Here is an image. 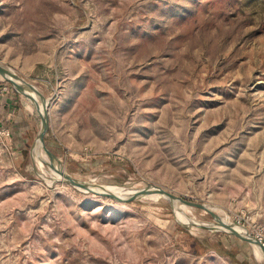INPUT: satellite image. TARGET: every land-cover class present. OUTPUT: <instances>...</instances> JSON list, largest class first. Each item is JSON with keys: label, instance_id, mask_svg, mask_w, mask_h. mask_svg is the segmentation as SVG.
Returning a JSON list of instances; mask_svg holds the SVG:
<instances>
[{"label": "rangeland", "instance_id": "rangeland-1", "mask_svg": "<svg viewBox=\"0 0 264 264\" xmlns=\"http://www.w3.org/2000/svg\"><path fill=\"white\" fill-rule=\"evenodd\" d=\"M0 64L64 174L200 205L63 181L0 77V264H264L214 227H264V0H0Z\"/></svg>", "mask_w": 264, "mask_h": 264}, {"label": "water", "instance_id": "water-1", "mask_svg": "<svg viewBox=\"0 0 264 264\" xmlns=\"http://www.w3.org/2000/svg\"><path fill=\"white\" fill-rule=\"evenodd\" d=\"M0 74L4 77V79L8 80L15 87V89H17V90L21 89V90L25 91L27 93V95L30 96V93H31L30 91H32L31 90L32 85L30 83H28L27 81H25L24 79H22L21 77H19L17 74H15L11 69H8V68H6L0 64ZM31 100L34 103L35 108L44 117L42 124L40 126V129L37 133V138L40 139L42 146L44 148V151L47 154L48 158L53 160V158H55V156L46 148V146L44 144V134L46 133V131L48 129V115H47L46 108H43V107L40 108V105L37 101H35L33 98H31ZM54 165L58 169V171H61V167H60L58 159H57V163H54ZM63 181H65V182H67V183H69L75 187H79L85 191L92 192V193H95L98 195L107 196V197H115V198L121 197V195H119L117 193L111 192L109 190H107V191L103 190L100 187H93L89 183L81 182L79 180L63 178ZM150 190L156 191L161 197L168 199L174 210H175V207L177 206L178 202H180L182 204H190L193 206H200L198 203L192 202V201L187 200V199H183V198L178 197L175 194H173V193H171L165 189H162V188L157 187V186H152V185H148V188H146V189H140V188L136 189V190H134V192H132L130 194H126V195L137 194L139 196H145L146 192H148ZM177 221L179 222V224H181L184 227H188L191 224L190 222H183V221L179 220L178 218H177ZM216 226H218V227H216ZM214 227H216V228H218L224 232H228V233H232V234H242V235L244 234L243 236L246 238L247 241L257 245L260 248V250L264 253L263 245L253 235H251L247 230L244 233H240L235 229H223L222 227L220 228L218 224H215Z\"/></svg>", "mask_w": 264, "mask_h": 264}, {"label": "bare ground", "instance_id": "bare-ground-1", "mask_svg": "<svg viewBox=\"0 0 264 264\" xmlns=\"http://www.w3.org/2000/svg\"><path fill=\"white\" fill-rule=\"evenodd\" d=\"M0 77H2V78H4L1 74H0ZM19 90V89H18ZM31 90L32 91H30L31 93H30V96L29 95H27V93L25 92V91H23L26 95H27V97H25L26 99V101L27 102H31V104L34 106V103L32 102V100H31V98H33L35 101H37L38 103H39V105H40V108L41 107H43V108H46L45 107V105H46V103H45V101H42V100H40V98H39V95H38V93H37V91H35V89L33 88V86H31ZM27 105V104H26ZM27 107L29 108V105H27ZM35 107V106H34ZM37 110V109H36ZM38 111V110H37ZM39 112V111H38ZM40 116H41V124H42V121H43V115H41L40 114ZM34 149H36L39 153H43L44 154V148H43V146H42V143H41V141H40V139L39 138H37L36 137V142H35V144H34ZM50 161L54 164V163H57V159L56 158H53V160H51L50 159ZM55 166V165H54ZM60 172V174H61V176H62V178H67V179H72V178H70L69 176H68V174L66 173V174H64L63 173V170H62V168H61V171H59ZM130 178V177H129ZM78 179V178H77ZM84 179V178H83ZM88 183V182H87ZM90 184V183H89ZM91 185V184H90ZM93 186V185H92ZM93 187H97V186H93ZM112 190H114V191H111V192H114V193H117V194H119V195H125V194H130V193H132V192H134V190H136L135 188H128V187H121V188H118V189H116L115 187L112 189ZM147 193V192H146ZM145 196H148L147 194H145ZM150 197V196H149ZM152 197L153 198H163V197H161L159 194H155V195H152ZM183 204L182 203H180V202H178L177 203V206L175 207V212L177 213V214H180L181 212V206H182ZM218 225H219V227L221 228H223V229H235V230H237L238 232H240V233H244V232H246V229H245V227H243V226H241V225H236V224H234V223H232V222H225V223H217ZM226 226H229L230 228H225ZM216 227H218V226H216ZM244 235V234H243ZM252 244V247H253V250H254V254H255V256H256V258H264V253L260 250V248L257 246V245H255L254 243H251ZM261 260V259H260ZM260 260H258V261H260Z\"/></svg>", "mask_w": 264, "mask_h": 264}, {"label": "crops", "instance_id": "crops-1", "mask_svg": "<svg viewBox=\"0 0 264 264\" xmlns=\"http://www.w3.org/2000/svg\"><path fill=\"white\" fill-rule=\"evenodd\" d=\"M10 91V90H9ZM9 92H6L1 98H0V114H3V118L5 119H9V117H11V111L12 112H16L15 111V108L12 107L11 105L9 104H6L7 102V95H8ZM7 107V108H6ZM5 109H8L7 111L4 110ZM17 116V114L15 115ZM14 115H12V120L13 118L15 117ZM16 128V127H15Z\"/></svg>", "mask_w": 264, "mask_h": 264}, {"label": "built area", "instance_id": "built-area-1", "mask_svg": "<svg viewBox=\"0 0 264 264\" xmlns=\"http://www.w3.org/2000/svg\"><path fill=\"white\" fill-rule=\"evenodd\" d=\"M9 90L6 86L0 88V98ZM254 237L263 245L264 247V227L260 229V232L254 235Z\"/></svg>", "mask_w": 264, "mask_h": 264}]
</instances>
